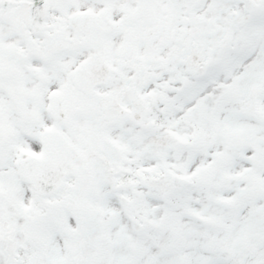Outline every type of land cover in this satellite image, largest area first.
<instances>
[{"label": "snow or ice", "instance_id": "snow-or-ice-1", "mask_svg": "<svg viewBox=\"0 0 264 264\" xmlns=\"http://www.w3.org/2000/svg\"><path fill=\"white\" fill-rule=\"evenodd\" d=\"M0 264H264V0H0Z\"/></svg>", "mask_w": 264, "mask_h": 264}]
</instances>
